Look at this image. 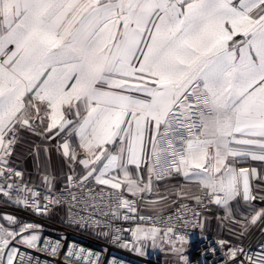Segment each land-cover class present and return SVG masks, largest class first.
<instances>
[{"label":"snow or ice","instance_id":"snow-or-ice-1","mask_svg":"<svg viewBox=\"0 0 264 264\" xmlns=\"http://www.w3.org/2000/svg\"><path fill=\"white\" fill-rule=\"evenodd\" d=\"M34 123L49 139L64 134L57 150L73 173L83 170L68 185L111 189L114 216L137 213L124 192L140 198L153 177L176 174L199 185L197 204L207 197L240 224L238 239L258 223L264 232V0H0V192L15 189L24 194L15 203L40 211L41 193L12 160L19 129ZM0 219L18 225L0 224V264H18V256L22 264L15 244L43 242L53 254L61 246L42 241L38 224ZM128 231L134 242L155 243L161 229ZM170 234L189 264L186 238ZM217 243L225 264H264V244Z\"/></svg>","mask_w":264,"mask_h":264},{"label":"built area","instance_id":"built-area-1","mask_svg":"<svg viewBox=\"0 0 264 264\" xmlns=\"http://www.w3.org/2000/svg\"><path fill=\"white\" fill-rule=\"evenodd\" d=\"M17 135L18 140L14 153L20 140L19 133ZM13 167L23 173V183H27L41 193L38 201L41 206L40 211L31 205L15 203V198L24 194L13 189L9 191L12 199L0 192V216L8 214L16 217L21 223L40 225L41 228L36 231L41 235L42 241L44 239L50 242L61 241V246L55 254L52 253L51 246L45 247L43 242L34 249L13 242L23 253L22 264H90V262L91 264H162L136 251L137 243L133 241L131 232L128 230L137 225L145 228L155 226L161 229L160 238L164 241L169 239L164 237V232L168 227L173 228V234H170L171 239H175L176 235H183L187 242L191 243L189 251L185 253L189 264H225L227 258L224 253L227 249L221 248L217 243L222 239L204 228L206 215L216 206L209 203L207 197L203 198L201 204H197L195 200L181 199L169 210L148 213L141 208V197L136 198L124 192L127 199L136 200L137 213L129 214L127 210L120 209L117 217L113 215L115 208L107 195L112 190L106 186L89 182L81 188L69 186L66 180L62 185L51 188L27 180L25 170L14 162ZM72 175L78 177L80 174ZM19 179L13 177V180ZM73 194L76 195L77 200L72 199ZM27 195L31 200V194ZM44 195H48L50 199L45 201ZM57 200L60 202L55 203L54 201ZM46 203L48 208L45 211L43 205ZM196 213L199 215H195ZM125 214L134 218L124 220ZM139 216L151 217V219L141 221ZM0 221L6 227L18 230V225L10 226L6 221L2 219ZM28 234L24 233V235ZM125 243L129 244L128 248L122 246ZM260 244H264V232L262 231L261 239L255 246H241L255 250ZM70 247L73 252H80L81 249L84 251L79 257L75 255L69 257L67 252ZM88 253L92 255L88 256ZM17 262L21 264L19 256Z\"/></svg>","mask_w":264,"mask_h":264},{"label":"crops","instance_id":"crops-1","mask_svg":"<svg viewBox=\"0 0 264 264\" xmlns=\"http://www.w3.org/2000/svg\"><path fill=\"white\" fill-rule=\"evenodd\" d=\"M237 39H239V37H237ZM18 133L20 135L19 143L23 146H21L19 154H13L12 159L16 160L21 165L20 167L25 170L26 178L30 182L45 185L44 177L47 176L51 180V184L46 186L55 188L66 182L69 175H83L82 167L79 165L74 166L75 173H73L66 158L63 157L62 152L57 150V145L63 142L62 138L64 134H61L60 137L49 139V134L43 133L42 126L38 123L33 124L32 130H29L28 128H20ZM22 147H25V153L22 152ZM244 166H256L259 168L260 162L249 161ZM142 174L145 179H147L146 170ZM177 176L186 181L182 175ZM169 178L170 176H165L164 178L157 180L153 177L150 201L157 202L150 203V209H155L156 211L169 210L174 204L181 200L179 198L182 196L181 193H186L185 182L181 184V187L179 186L178 189L172 191L170 181L168 182ZM162 197H166V199H162ZM183 197H185L184 200H190L186 198L185 195H183ZM225 215V210L221 206L216 205L214 210L206 215L204 219V228L223 240H230L233 244L239 243L240 245L255 246L259 242V239L261 238V232L259 230L261 225L259 223L256 226H253L249 233L238 239L234 233L240 230V224L234 223L231 218H225ZM240 219L241 217L237 214L236 220ZM230 229L233 231L230 232ZM156 240L155 243H153L150 239V252L147 247L141 248L139 245L137 248H139L140 251L137 252L162 264H166L161 258L156 256L158 253L155 252L159 250V247L162 249L163 247H166L167 243L169 245V242L162 240L160 235L156 237ZM184 245H187V250L183 252L185 255V253L189 251L191 243L187 242ZM165 251L177 256V254L169 248Z\"/></svg>","mask_w":264,"mask_h":264},{"label":"trees","instance_id":"trees-1","mask_svg":"<svg viewBox=\"0 0 264 264\" xmlns=\"http://www.w3.org/2000/svg\"><path fill=\"white\" fill-rule=\"evenodd\" d=\"M21 146H23V145L22 144L20 145V143H18V146H17L16 151H15L16 154L17 153L19 154ZM24 149H25V147H22V152L25 153ZM13 162L16 165L21 166L16 160H13ZM169 181H170V184H171L172 191H175L176 189H178L179 186L181 187L182 186L181 184H183L185 182V184H186V186H185L186 187V193H187L186 198H188L190 200H194L191 197L199 195L200 192H201L200 191V187H199L198 184L191 183L188 180L184 181L183 179L179 178L176 174L171 175L169 180H168V182ZM179 198L180 199H184L185 197H183V195H182ZM146 201H150V193H148V194L144 193L142 195L141 200H140L141 208H142L143 211L148 212V213H156V212L158 213V212H163L164 211V210L163 211H156L155 209H150V203H147ZM259 230L261 232V226H260ZM260 239H259V241H260Z\"/></svg>","mask_w":264,"mask_h":264},{"label":"rangeland","instance_id":"rangeland-1","mask_svg":"<svg viewBox=\"0 0 264 264\" xmlns=\"http://www.w3.org/2000/svg\"><path fill=\"white\" fill-rule=\"evenodd\" d=\"M157 213V212H156ZM160 235V234H159ZM158 235V236H159ZM157 236V237H158ZM174 240V239H173ZM157 241V240H156ZM137 246L139 245L141 248H145L147 247V249L149 250L150 252V239L149 240H142V241H139L137 242ZM159 244V243H158ZM161 244V243H160ZM147 245V246H146ZM178 246V245H177ZM187 245H183V252H185L187 249H186ZM171 249L172 250V246L171 244L167 243L166 247H163L162 249H160V247L158 248L159 250L155 253H158L156 254V256L158 258H161L162 261H164V263L166 264H181V262L179 261L178 257L172 253H169L165 250L167 249ZM164 251V252H163ZM150 255V254H149Z\"/></svg>","mask_w":264,"mask_h":264}]
</instances>
